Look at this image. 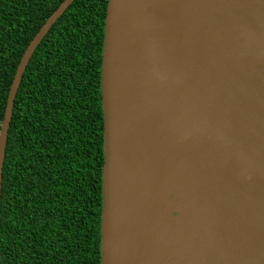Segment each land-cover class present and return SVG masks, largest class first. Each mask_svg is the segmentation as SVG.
Returning a JSON list of instances; mask_svg holds the SVG:
<instances>
[{
	"label": "water",
	"instance_id": "water-1",
	"mask_svg": "<svg viewBox=\"0 0 264 264\" xmlns=\"http://www.w3.org/2000/svg\"><path fill=\"white\" fill-rule=\"evenodd\" d=\"M99 90V264H264V0H106Z\"/></svg>",
	"mask_w": 264,
	"mask_h": 264
},
{
	"label": "trees",
	"instance_id": "trees-1",
	"mask_svg": "<svg viewBox=\"0 0 264 264\" xmlns=\"http://www.w3.org/2000/svg\"><path fill=\"white\" fill-rule=\"evenodd\" d=\"M63 0H0V123L19 59ZM106 0H74L15 93L0 183V264H99Z\"/></svg>",
	"mask_w": 264,
	"mask_h": 264
}]
</instances>
